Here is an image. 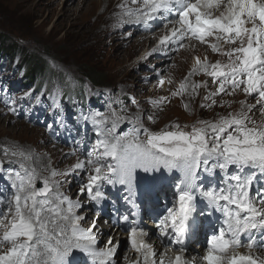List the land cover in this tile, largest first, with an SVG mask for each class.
Listing matches in <instances>:
<instances>
[{
  "label": "snow or ice",
  "instance_id": "6c2138e0",
  "mask_svg": "<svg viewBox=\"0 0 264 264\" xmlns=\"http://www.w3.org/2000/svg\"><path fill=\"white\" fill-rule=\"evenodd\" d=\"M131 3L137 7L120 5L130 17L128 23L148 25L150 21L167 20L165 34L159 38L161 45L187 48L184 41L196 40L226 58L225 62L212 63L207 56H196L188 76L171 93L173 97H195L200 88L207 90V81L191 80L205 75L211 78L215 90L206 92L203 99L210 103L201 104V108L216 107L217 96H234L237 92L251 97L255 104L241 100L238 111L218 113L213 120L200 119L190 130L188 125L174 123L154 132L137 116L132 130L123 135H116L118 124L129 119L123 106L119 111L111 109L110 115L95 112L83 117L91 120L97 137L86 158L77 159L63 172L46 168L48 175H41L27 163L32 156L24 149L5 148L3 155L18 158L20 170L8 171L0 162V172H7L14 190L11 195L0 196V204L5 205L0 209V264H82L73 255L77 252L88 258V264H116L119 241L108 239L98 246L99 216L87 218L80 212L84 202L61 190L64 181L60 178L77 170L87 177L80 183L78 197L99 205L107 199L105 184L121 185L134 209L139 207L135 200L138 187L145 199H151L157 187L171 176L174 199L159 215L156 227L161 237L181 247L167 264H192L185 259L183 245L196 232L197 216L211 217L214 212L222 214L223 226L212 229L201 256L204 264H264V255L254 254L256 247L264 249V243L257 245L254 236L255 232L264 233V0ZM170 15L175 19H168ZM159 84L163 87L165 80L160 79ZM165 102L170 103L168 97L151 101L154 106ZM117 103L123 105V101ZM233 103L223 101L218 106L231 108ZM184 107L188 109L189 105ZM253 109L260 119L255 118ZM147 120L156 122L152 115ZM86 219L88 226L82 224ZM122 219L129 222V215ZM126 230L131 247L141 257L134 264H166L165 254L158 256L156 249L145 242L148 233L143 228L130 226ZM242 237H247L246 243ZM242 247L248 249L247 253L239 251Z\"/></svg>",
  "mask_w": 264,
  "mask_h": 264
},
{
  "label": "rangeland",
  "instance_id": "374dc122",
  "mask_svg": "<svg viewBox=\"0 0 264 264\" xmlns=\"http://www.w3.org/2000/svg\"><path fill=\"white\" fill-rule=\"evenodd\" d=\"M118 3L127 4L124 0H0V34L5 39L3 47L5 50L14 51L20 46L28 64H31L33 59H40L41 62L49 60L56 72L69 74L71 77H85L83 73H89L99 86L102 84L94 79L102 80L106 87H117L128 93H135L140 106L145 110L143 113L152 115L156 121L152 123L145 119L146 125L153 130L163 129L175 119L192 126L200 119H215L219 111L220 114H227L239 110V101L244 100V97L235 94L221 99L222 102L233 101L231 108H201L200 105L206 102L195 101L189 97L188 109L182 107L176 99L170 104L164 103L161 109L152 111L150 106L144 103L145 99L151 95L161 96L162 89L167 87L156 85L153 81L154 73L151 68L162 59L159 61L160 59H157L156 55H150V52L156 50V54L159 53V39L151 37L157 34L155 31L151 34H141L126 27L128 22L124 20V13ZM188 50L184 54H175V59L171 62L175 60L176 65L165 66L175 79L184 74L188 76L193 68L191 52ZM198 53L202 54L201 51ZM6 72L11 75L13 69L8 63L0 64V85H3L5 78L9 76H6ZM6 104L17 111L12 102L8 101ZM137 110L139 107H135V111ZM253 113L259 116L256 109H253ZM18 117H21V114ZM0 119V148L3 145L15 146L28 153H34L40 170L48 166L69 169L77 162L66 156L67 150H61L59 154H54L53 150L44 151L55 146L48 142L49 138L43 127H33L15 120L6 116L2 110ZM21 126L35 129L38 139L25 134ZM4 129L9 131V137L2 136ZM44 161H48L46 166L42 164ZM38 166L35 165L37 170ZM6 175L7 172L1 176ZM86 179V175L77 170L62 179L64 184L61 190L75 186V198L79 190L77 184L86 182ZM73 191L71 188V195ZM0 209H3V204H0ZM98 223L102 229L103 222ZM119 262L126 264L121 259Z\"/></svg>",
  "mask_w": 264,
  "mask_h": 264
},
{
  "label": "bare ground",
  "instance_id": "6f19581e",
  "mask_svg": "<svg viewBox=\"0 0 264 264\" xmlns=\"http://www.w3.org/2000/svg\"><path fill=\"white\" fill-rule=\"evenodd\" d=\"M116 1H118V0H116ZM120 1V0H119ZM120 3V2H119ZM119 3H118V5H119ZM122 3V2H121ZM120 6V5H119ZM162 36V34H159V33H157L156 35H154V36H151V37H153L154 39H159L160 37ZM151 37H149V38H151ZM188 50V49H187ZM186 51H183L182 53L184 54ZM188 52H191V53H193V54H196V52H200L199 50H198V46H194V44H191V46H189V50H188ZM190 53V54H191ZM163 87H165V84H164V86ZM2 121H1V119H0V123H1ZM21 127H23L21 130L25 133V134H27V135H30L32 138H34V139H38V134H37V131L35 130V129H31V128H29V127H24V126H21ZM10 136L9 135V131L7 130V129H4V130H2V136ZM9 139V138H8ZM47 139V138H46ZM44 145V144H43ZM45 148H47V147H45ZM54 151V154H59V152H61V148H56V147H52V148H48V149H44V151H46V152H50V151ZM52 151V152H53ZM48 162V161H47ZM47 162H42V164L44 165V166H46L47 165ZM5 172H3L2 174H0V184L1 183H4V181H3V178L4 177H2L1 175H3ZM165 203V202H164ZM103 217V216H102ZM102 222H103V220H102ZM100 226V225H99ZM109 233V230H107L106 228H102V229H100V235L99 236H102V237H104L105 235H107ZM175 256H173V258H174ZM130 259V260H129ZM129 259H128V262L126 263V264H131L133 261H134V257H131V255L129 256ZM132 259H133V261H132Z\"/></svg>",
  "mask_w": 264,
  "mask_h": 264
},
{
  "label": "trees",
  "instance_id": "16d2710c",
  "mask_svg": "<svg viewBox=\"0 0 264 264\" xmlns=\"http://www.w3.org/2000/svg\"><path fill=\"white\" fill-rule=\"evenodd\" d=\"M3 35H1L0 34V50L1 49H4L5 50V48L3 47V45L5 44V39H4V37H2ZM6 51H8V50H6ZM19 52V51H21V49H20V46H18V47H16L15 49H14V51H11V52ZM22 52H23V50H22ZM46 55H48V54H46ZM29 65V71H30V76L31 77H33L34 75H36V74H38L41 70H42V68H43V70L44 69H47L48 68V64H47V62L46 61H42L41 62V60L40 59H33L32 61H31V64H28ZM30 66H32L31 68H30ZM85 76H87V77H89L91 80L93 79L91 76V74H89V73H83ZM95 81H97V83H101L102 84V86H104V85H106L102 80H100V79H94ZM93 81V80H92ZM94 82V81H93Z\"/></svg>",
  "mask_w": 264,
  "mask_h": 264
}]
</instances>
